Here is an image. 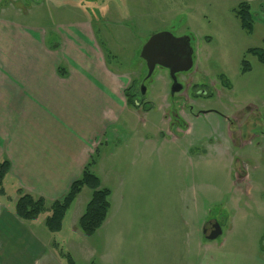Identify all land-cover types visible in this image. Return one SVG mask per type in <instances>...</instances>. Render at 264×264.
I'll return each mask as SVG.
<instances>
[{
    "label": "rangeland",
    "instance_id": "rangeland-1",
    "mask_svg": "<svg viewBox=\"0 0 264 264\" xmlns=\"http://www.w3.org/2000/svg\"><path fill=\"white\" fill-rule=\"evenodd\" d=\"M242 3L252 7V34L236 14ZM10 23L31 37L14 50L38 55L66 47L80 56L81 67L104 61L128 88L136 82L139 105L118 107V120L95 155L102 186L111 190L102 228L91 237L75 231L78 206L85 211L92 196L85 189L64 220L67 242L49 237V212L26 223L33 237L43 246H61L76 264L228 258L264 264V63L248 54L264 49V0H0V25ZM162 32L190 38L194 51L193 68L178 74L183 89L175 96L169 70L157 67L146 80L141 58L151 36ZM47 60L42 65L55 63L61 76L72 64L63 53ZM244 60L251 64L247 73ZM103 100L106 106L112 97L104 91ZM20 189L12 174L0 179V207L16 214ZM212 221L220 233L206 240L203 228Z\"/></svg>",
    "mask_w": 264,
    "mask_h": 264
},
{
    "label": "crops",
    "instance_id": "crops-1",
    "mask_svg": "<svg viewBox=\"0 0 264 264\" xmlns=\"http://www.w3.org/2000/svg\"><path fill=\"white\" fill-rule=\"evenodd\" d=\"M21 28L17 23L0 25V160L10 162L9 173L25 193L53 202L67 194L92 157L99 154L108 129L118 120V107L129 109L125 97L128 87L119 82V71L111 73L104 61L103 66L97 63L100 67H81L75 61L80 56L66 47L57 52L46 49L38 55L14 50L31 40L20 32ZM38 44L42 51L45 47ZM61 53L72 60L66 76L59 74L54 62V67L42 65L48 63L47 59L61 57ZM24 56L30 59L20 69L18 61ZM35 57L38 61L31 66L30 60ZM35 74L42 76L36 78V84L32 81ZM104 91L112 97L106 106ZM83 213L78 206L73 222L77 233ZM26 223L31 221L24 222L12 210L0 207V264H68L61 246H43L29 230L34 227ZM63 230L64 223L60 232L48 230L49 237L59 235L62 242H67ZM47 244L51 245L49 241ZM257 263L228 258L212 264Z\"/></svg>",
    "mask_w": 264,
    "mask_h": 264
},
{
    "label": "trees",
    "instance_id": "trees-1",
    "mask_svg": "<svg viewBox=\"0 0 264 264\" xmlns=\"http://www.w3.org/2000/svg\"><path fill=\"white\" fill-rule=\"evenodd\" d=\"M236 14L240 21L241 28L248 34H252L254 31V19L251 5L248 3L240 4L236 10ZM248 54L257 56L258 60L264 63V49L252 48L248 51ZM249 71H251V64L244 60L243 73ZM222 85L228 87L229 82L222 80ZM125 97L129 107H139L135 81L126 89ZM95 155H97V153ZM95 155L84 168L80 178L73 182L67 194L61 199L48 202L43 197H35L20 189V197L15 204L16 215L23 221H33L41 214L49 212V217H47L45 221L47 229L52 233L60 232L67 213L76 199L84 189H89L92 192V196L83 215L78 221V227L85 236L91 237L95 235L106 222L111 209V190L102 186L100 177L94 171V166L97 163ZM10 169L11 164L8 160H4V162L0 163V179L7 176ZM61 255L66 259L68 264H76L69 253L65 254L61 252Z\"/></svg>",
    "mask_w": 264,
    "mask_h": 264
},
{
    "label": "water",
    "instance_id": "water-1",
    "mask_svg": "<svg viewBox=\"0 0 264 264\" xmlns=\"http://www.w3.org/2000/svg\"><path fill=\"white\" fill-rule=\"evenodd\" d=\"M193 48L188 37L176 38L168 32L157 33L151 36L141 51V58L146 62L150 79L157 67L169 70L172 81L171 94L174 96L183 89L178 80V74L189 72L194 65ZM146 87L142 85V93L145 94ZM215 221L208 222L204 228V238L214 240L219 236V224ZM219 227V228H218Z\"/></svg>",
    "mask_w": 264,
    "mask_h": 264
},
{
    "label": "flooded vegetation",
    "instance_id": "flooded-vegetation-1",
    "mask_svg": "<svg viewBox=\"0 0 264 264\" xmlns=\"http://www.w3.org/2000/svg\"><path fill=\"white\" fill-rule=\"evenodd\" d=\"M175 95H176V94H175ZM175 95H174V96H175ZM172 96H173V95H172Z\"/></svg>",
    "mask_w": 264,
    "mask_h": 264
}]
</instances>
